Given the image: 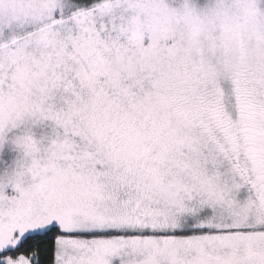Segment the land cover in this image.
<instances>
[{"label":"snow or ice","instance_id":"1","mask_svg":"<svg viewBox=\"0 0 264 264\" xmlns=\"http://www.w3.org/2000/svg\"><path fill=\"white\" fill-rule=\"evenodd\" d=\"M0 264H264V0H0Z\"/></svg>","mask_w":264,"mask_h":264}]
</instances>
